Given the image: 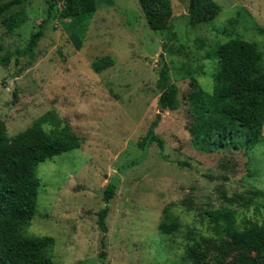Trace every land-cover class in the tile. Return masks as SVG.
I'll return each instance as SVG.
<instances>
[{
    "label": "rangeland",
    "instance_id": "1",
    "mask_svg": "<svg viewBox=\"0 0 264 264\" xmlns=\"http://www.w3.org/2000/svg\"><path fill=\"white\" fill-rule=\"evenodd\" d=\"M9 0H4L7 2ZM222 12L210 23L191 25L190 0H171L173 40L150 28L139 0H96L92 17L71 22L53 18L34 52L31 36L47 19L51 4L62 0H21L17 28L0 16V120L14 136L40 119L58 122L83 139L80 148L37 168L40 181L35 218L27 236L53 237L55 264H189L191 237L212 233L209 211L236 210L239 219L264 221V134L253 149H201L187 129L188 114L161 109L158 83L164 65L179 96L195 78L213 88L214 51L230 39L258 44L264 58V0H213ZM9 12L8 15L11 13ZM72 37L80 40L78 49ZM113 66L97 72L95 63ZM154 127L162 141L142 148ZM118 186L104 200L107 186ZM252 199L250 207L229 202ZM109 207L107 232L98 223ZM169 206L179 231L159 230ZM103 241L105 245H103Z\"/></svg>",
    "mask_w": 264,
    "mask_h": 264
},
{
    "label": "trees",
    "instance_id": "2",
    "mask_svg": "<svg viewBox=\"0 0 264 264\" xmlns=\"http://www.w3.org/2000/svg\"><path fill=\"white\" fill-rule=\"evenodd\" d=\"M150 28L167 32L173 40L174 17L171 0H139ZM63 7L51 4L47 19L40 25L29 41L28 50L34 52L43 38L44 26L53 18L80 22L92 17L97 11L96 0H62ZM21 0H0V16H7L4 24L17 28L25 21V12H11ZM11 12L9 15L8 13ZM222 8L213 0H196L186 16L189 24H207L215 20ZM264 34V29L261 30ZM78 49L81 41L72 37ZM216 58L213 88L206 91L193 78L189 91L179 96V88L170 83L169 68L164 65L160 72L159 98L161 109L176 110L186 107L189 123L187 129L192 140L203 150L255 148L264 134V58L258 44L241 38L230 39L214 51ZM94 64L97 72L113 66L109 58ZM9 59L0 58V65ZM46 119H40L26 130L10 136L6 124L0 120V264H55L51 252L55 239L50 236H27L24 229L36 216L40 181L37 168L56 156L78 149L83 144L69 125L52 123L45 128ZM140 143L142 148L162 141L155 135L154 127ZM118 186L115 182L105 190L107 203L115 197ZM264 198V191L258 193ZM229 202L250 207L252 199L234 196ZM170 207L164 208L159 230L172 234L180 229V223L172 219ZM109 207L99 213L98 223L107 232L106 218ZM212 233L208 236H192L185 249L189 264H264V221L239 219L236 210L225 208L209 211ZM103 245L105 242L103 241ZM105 264L106 253H101Z\"/></svg>",
    "mask_w": 264,
    "mask_h": 264
},
{
    "label": "water",
    "instance_id": "3",
    "mask_svg": "<svg viewBox=\"0 0 264 264\" xmlns=\"http://www.w3.org/2000/svg\"><path fill=\"white\" fill-rule=\"evenodd\" d=\"M195 2H196V0H190V5L192 8L194 7Z\"/></svg>",
    "mask_w": 264,
    "mask_h": 264
}]
</instances>
